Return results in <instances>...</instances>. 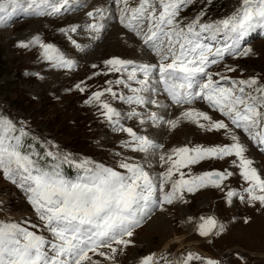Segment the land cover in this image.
Returning a JSON list of instances; mask_svg holds the SVG:
<instances>
[{
	"label": "snow or ice",
	"instance_id": "1",
	"mask_svg": "<svg viewBox=\"0 0 264 264\" xmlns=\"http://www.w3.org/2000/svg\"><path fill=\"white\" fill-rule=\"evenodd\" d=\"M194 2L138 0L132 7L129 0H110L109 6L85 13L88 23L60 29L72 49L83 52L84 46L75 38L81 31L98 41L109 22L118 20L148 53L159 57L158 64L134 63L120 57L108 58L102 67L93 64L97 70L93 76L116 74L117 79L106 80L108 87L92 92L85 101L98 106L114 132L126 134L122 148L138 154L139 160L117 153L121 158L111 167L78 161L56 150L46 151L45 157L52 163L42 164L40 153L24 151L23 138L28 135L24 128L0 116V175L24 192L39 221L37 225L0 220V264H102V260L118 264V256L135 245L137 229L166 206L187 203L186 194L201 189L218 190L228 205L238 200L264 207V173L247 155L249 142L264 152V82L249 77L230 80L224 86L220 81L230 78L216 73L217 80L209 71L225 56L249 55L251 49H241L240 41L253 28L264 29V0H240L230 15L210 22H203L206 13L202 10L184 23L181 12ZM87 6V0H0V25L6 26L17 11L60 18ZM18 47L39 48L40 59L54 69L71 71L76 67L75 60L39 35L18 42ZM236 70L226 67L227 72ZM113 83L130 94L118 93ZM75 87L84 93L88 86L81 81ZM105 95L127 105V111L102 99ZM161 96L163 99L157 98ZM197 102L223 118L215 119L194 107ZM173 106L182 111L169 119L168 110ZM127 120L139 128L126 126ZM183 121L206 133H222L229 142L166 149L159 142L160 131L174 130ZM204 162H223L228 167L194 174L192 167ZM65 164L77 169L75 179L64 174ZM236 175L243 182L239 189L229 184ZM196 230L201 237L217 236L225 231V225L214 216H201ZM193 262L220 264L215 258L191 251L178 258H172L171 253L151 252L139 260V264Z\"/></svg>",
	"mask_w": 264,
	"mask_h": 264
},
{
	"label": "rangeland",
	"instance_id": "2",
	"mask_svg": "<svg viewBox=\"0 0 264 264\" xmlns=\"http://www.w3.org/2000/svg\"><path fill=\"white\" fill-rule=\"evenodd\" d=\"M131 1L129 0V4L133 3ZM137 3L138 0H134L133 7ZM87 5L82 11L60 18L30 16L17 11L6 22V26L0 25V54H3V66L0 70V116L13 120L18 128L23 127L28 135L33 136L49 151L59 150L78 161L87 160L116 167L121 158L117 153L137 160L139 155L122 148L127 139L126 134L114 132L101 117L97 105L85 103L92 92L108 87L106 80L114 82L117 79L116 74L93 76V72L97 70L92 65L102 67L103 62L111 57H120L134 63L158 64L159 57L148 53L142 42L128 33L118 20L109 22V27L98 41H92L86 31H81L75 38L84 46L85 51L72 49L61 35L60 29L88 23L85 13L95 7L109 6L110 1L87 0ZM239 5L240 0H211L210 3L208 0H195L194 4L181 12V18L184 23H188L203 10L206 13L203 22L219 20L230 15ZM20 15L23 17L17 19ZM116 34H120L118 39H115ZM36 35L59 47L76 61V67L71 71L54 69L48 62L40 59L39 48L18 47V42H27ZM116 40L121 43L116 44ZM244 48L251 49L249 55L225 56L221 64L210 70L214 74L213 78L219 79L215 75L219 73L238 79L259 77L264 82V38L254 39ZM226 67L237 70L227 72ZM81 81L88 86L84 93L75 87ZM223 82L220 81L221 84ZM112 87L118 93L130 94L126 88L115 83ZM157 98L163 99L162 96ZM102 99L109 100L122 112L128 109L127 105L108 95ZM194 107L209 112L215 119L223 118L219 113L211 112L203 102H197ZM180 111L182 109L171 107L167 118L177 117ZM124 123L126 126L139 128L132 120ZM158 139L166 149L186 144L207 146L229 142L222 133H206L187 121L181 122L174 130H161ZM247 155L254 160L258 171L264 173V154L250 142ZM223 167L228 165L223 162H204L193 166L192 172L199 174ZM229 184L239 189L243 182L236 175ZM186 200L187 203L177 202L166 206L165 211L156 212L151 220L137 229L133 237L135 245L129 246L118 256V264H139L140 258L151 252L158 255L171 253L172 258H178L189 251L205 258H215L220 264H264V207L259 204L250 206L238 200L228 205L222 193L212 188L186 194ZM201 216L216 217L225 225V231L217 236L201 237L196 230ZM245 218L248 223L244 222ZM0 220L39 224L24 192L2 175ZM177 238H180V242L172 243ZM237 253L244 259H239ZM102 264L107 262L102 260Z\"/></svg>",
	"mask_w": 264,
	"mask_h": 264
},
{
	"label": "trees",
	"instance_id": "3",
	"mask_svg": "<svg viewBox=\"0 0 264 264\" xmlns=\"http://www.w3.org/2000/svg\"><path fill=\"white\" fill-rule=\"evenodd\" d=\"M3 54H0V70L2 69L3 63H2ZM23 144H24V151L25 152H38L40 153V160L42 164H51L52 161L50 158L45 157L46 151H49L45 149L40 142H38L33 136L27 135L23 138ZM63 171L66 176H68L70 179H74L76 177V171L73 166H69L68 164L63 165Z\"/></svg>",
	"mask_w": 264,
	"mask_h": 264
},
{
	"label": "bare ground",
	"instance_id": "4",
	"mask_svg": "<svg viewBox=\"0 0 264 264\" xmlns=\"http://www.w3.org/2000/svg\"><path fill=\"white\" fill-rule=\"evenodd\" d=\"M109 1H110V0H109ZM21 17H23V16L20 15V16H18L17 19H21ZM115 31H116V30H115ZM111 32H113V30H112ZM115 33H116V32H115ZM109 35H110V33H109ZM114 36H115V35H114ZM119 36H120V34H116V38H115V37H113V38L118 39ZM107 40H108V39H107ZM109 40H110V39H109ZM109 40H108V41H109ZM108 41H106V44L108 43ZM115 42H116V44H120V43H121V42L119 43V41H117V40H116ZM127 43H128V42H127ZM127 43H126V44H127ZM141 46H142V45H141ZM228 58H229V57H228ZM171 112H172V111H171ZM174 113H175V112H174ZM172 115H173V114H172ZM176 240H177V241H174V242H172V243L180 242V241H179L180 238H177ZM181 241H182V240H181ZM172 243H171V244H172ZM173 245H174V244H173Z\"/></svg>",
	"mask_w": 264,
	"mask_h": 264
}]
</instances>
